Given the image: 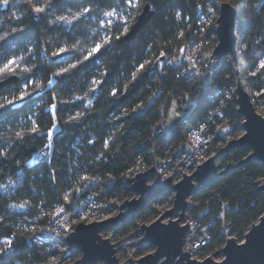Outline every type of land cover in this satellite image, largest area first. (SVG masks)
Here are the masks:
<instances>
[{
    "label": "clouds",
    "instance_id": "1",
    "mask_svg": "<svg viewBox=\"0 0 264 264\" xmlns=\"http://www.w3.org/2000/svg\"><path fill=\"white\" fill-rule=\"evenodd\" d=\"M0 264H264V0H0Z\"/></svg>",
    "mask_w": 264,
    "mask_h": 264
}]
</instances>
